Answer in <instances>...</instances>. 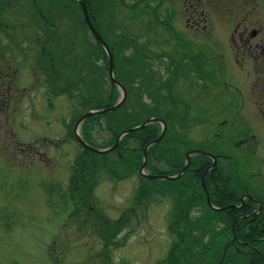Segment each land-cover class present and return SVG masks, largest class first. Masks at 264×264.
<instances>
[{
  "label": "flooded vegetation",
  "instance_id": "obj_1",
  "mask_svg": "<svg viewBox=\"0 0 264 264\" xmlns=\"http://www.w3.org/2000/svg\"><path fill=\"white\" fill-rule=\"evenodd\" d=\"M98 1L104 9L110 11L120 6L130 14V44L127 48L118 46L115 51L117 55L127 52L131 58L128 68L133 84L136 61L149 72L159 71L163 75L159 83H149L157 82L168 89L156 90L145 100L154 111L175 118L180 125L183 133L179 136L178 151L182 168L189 152L209 154L193 153L184 176L178 179L189 174L178 186L179 193L184 194L178 200L184 199V206L181 201L175 203L169 213V227L172 232H189L192 241L185 245L183 238L177 239L167 257L172 248L179 247L182 252L191 253V264H218L222 254L217 263L210 260L213 238L208 233L200 235L213 223L219 226L218 230L232 232L223 264H232L228 260L232 254L241 257L239 264H264V0ZM86 4L97 28L99 18H94L93 0H86ZM216 8L230 16H217ZM142 18L147 21L138 24ZM68 19H74L97 41L79 0H0V60L5 59L4 69L0 67L1 102L12 103L27 94V88L19 78L15 79L18 67L13 64L19 61L23 65L24 52L33 56L34 78L39 66L36 58L40 54L43 59L48 58L42 68L43 97L47 103L70 97L71 79L66 68L71 50L66 45L69 31H61ZM109 25L101 22V28ZM10 26L19 29L6 31ZM115 29L112 26L114 38L120 41ZM168 39L175 40L174 47H151L160 40L167 45ZM11 53L13 57L9 56ZM4 77L9 79L3 80ZM33 83V88L40 87L37 80ZM200 89L210 91L211 95L201 98ZM34 93L39 95V91ZM251 104L256 105L255 109ZM204 119L210 120L206 140H184L182 128L199 125ZM84 200L87 211L95 209V201ZM134 204L147 210L149 201L135 197ZM215 213H219L218 218L204 216ZM120 227L119 223L117 230ZM187 247H191L190 252Z\"/></svg>",
  "mask_w": 264,
  "mask_h": 264
},
{
  "label": "rangeland",
  "instance_id": "obj_2",
  "mask_svg": "<svg viewBox=\"0 0 264 264\" xmlns=\"http://www.w3.org/2000/svg\"><path fill=\"white\" fill-rule=\"evenodd\" d=\"M93 1L101 4L98 0ZM101 12L102 21L112 24L119 34L131 32L132 21L125 8L119 6L109 11L102 6ZM214 12L217 16H230L220 8ZM146 21L142 18L138 24ZM65 24L60 28L61 31L64 28L66 33L69 31L66 45L71 48L66 57V68L71 80L75 81L80 76L83 78L84 86L79 94L47 103L43 97L42 68L46 66L48 58L43 59L41 54L36 58L39 66L35 68L37 76L34 78L33 56L24 52L26 57L21 56L24 58L23 65L19 61H13V64L18 67V77L15 79L19 78L21 85L27 88V94L16 98L17 102L0 101V264H164L170 246L180 235L185 245L192 241L189 233L172 232L169 227V213L175 203L181 201L184 206V199L178 200L184 195L179 193L178 187L184 178L182 181L143 180L136 172L124 179H115L107 172L106 166H113L122 173L130 171L129 167L122 166L116 153L107 154V165H104V159L84 156V150L72 137L67 123L75 107L82 113L86 112V109L78 106L80 96L86 97L91 93L94 101H98V96L93 94L102 82L106 90H110L109 72L100 54L96 59V56H92V64H87L88 55L97 53L95 40L90 33L86 34L74 19L72 22L68 19ZM18 29L10 26L6 31L17 32ZM143 38L141 35L140 39ZM173 40L168 39L167 45L160 40V43H152L151 47L158 50L161 47H174ZM12 53L9 56L13 57ZM125 53L121 56H127L128 53ZM2 54L5 55L4 52ZM170 56L173 59V55ZM4 61L0 60L2 69ZM35 80L40 82V87L34 89L32 85ZM201 90V98L211 95L210 91ZM34 91H39V95H35ZM120 92L119 89L116 91L118 98ZM255 107V104H251L252 109ZM172 119L176 122L174 129L179 137L183 132L177 120ZM209 121L204 119L199 125H185L182 128L183 139H192V142L206 140ZM87 126L93 141L99 146L110 141L106 120L91 121ZM74 127L72 125V130ZM133 142H129V148L135 146ZM175 145L165 142L163 146L170 148ZM79 158L89 161L91 166L99 164L94 180L90 181L91 184L95 181V186L91 192L83 194L84 199L95 201L96 207L91 211H87L84 199L70 192L72 167ZM155 165L161 171L171 169L162 162ZM146 172L150 173L149 170ZM139 192L144 194L143 198H148L147 210L134 204L135 197L141 198ZM133 207H136L135 211L130 212ZM204 216L215 219L219 213ZM119 223L121 227L117 230ZM218 227L215 225V229L218 230ZM228 240L229 236L221 233L213 238L211 262L219 259L217 251L224 250Z\"/></svg>",
  "mask_w": 264,
  "mask_h": 264
},
{
  "label": "trees",
  "instance_id": "obj_3",
  "mask_svg": "<svg viewBox=\"0 0 264 264\" xmlns=\"http://www.w3.org/2000/svg\"><path fill=\"white\" fill-rule=\"evenodd\" d=\"M92 8L94 10V18L97 17L98 23H96L98 31L100 32L101 36L103 39L107 42L109 45L113 56H114V63H115V76L119 82H121L124 87L126 88L127 91V99L126 102L123 104V106L118 109L117 111L113 113H107V114H98L93 116L92 118H89L84 121L82 125V136L85 139L87 143L90 145L100 148V149H107L111 146H113L120 133L125 130L129 129L132 127H136L138 125H141L149 119L150 117H160L165 120V122L170 124V127L168 126L167 132L161 141L160 144L153 145L149 151H148V165L147 169L150 171V173L154 175H175L181 171L182 168V157L179 154L178 151V142L179 137L178 134L175 133L177 132L176 129H174V119L172 118H166L161 116L157 111H154L152 107L146 103L145 101V96H152L156 92V90L159 89H168V87L164 85L157 84L163 79V75L160 74L159 71H155V74L153 72H149L147 69L144 67L140 66L141 62L136 61V69L134 70V82L131 81L130 78V71L128 68V65L132 63L131 58L129 56L124 55L121 56L122 54L117 55L115 49L120 47H125L127 48L130 44L129 41V33L126 32L124 34H118L120 41L117 40V38H114L115 33L114 30H112V24L108 26V28H101V22H102V7L101 4H99L97 1H93ZM100 12H97V11ZM109 35V36H107ZM112 36V37H111ZM95 46L98 50L96 54H94V51L92 52L94 55H88V60L89 62L87 64H92L91 62V57L96 56L98 58V54L102 55L103 60L106 64V70L109 72V60L107 57V54L104 49H102V45L95 41ZM100 51V53H99ZM55 64V61L52 62ZM55 66V65H54ZM94 67H97L95 65ZM91 66H89V69ZM79 75V74H77ZM81 75V74H80ZM74 77V75H73ZM52 79V77L50 76ZM76 79V78H75ZM110 79V75H109ZM149 81H157L155 82L154 85L149 83ZM83 78L77 77V80L73 81L71 80V94L70 97H74L79 94L81 88H83ZM118 90L117 87H113L110 81V90L107 91L106 88L104 87V84L102 82L100 88L95 92L94 95L98 96V101H94V97L91 96V93H88L86 97H79L78 106L79 108H84L86 109L87 113L90 110L93 109H103L107 107H111L116 102L119 100L118 98V93L116 91ZM121 95V93H120ZM95 99V100H97ZM169 100V98H168ZM80 111H78L77 107L74 108V114L71 117V120L69 123H67V128L71 132L72 137L77 141L75 137L74 130H72V125L76 126V123L79 121V119L85 114ZM95 120H106V129L107 131L111 134L110 141H108L106 144L103 146H99L93 141V138L90 134V130L87 126V124L91 121ZM172 121V122H169ZM102 126V125H101ZM83 127H85L83 129ZM75 129V127H74ZM162 127L158 123H153L146 127L143 130H138L135 131L131 134H128L123 138L121 141L119 147L114 150L112 153H116L118 155V159L122 166L125 168H130V171L128 172H119L116 169H114L113 166H106L107 172L115 179H124L126 177H129L130 175L138 172V175L141 177L139 174V169L143 164V153L145 150V147L155 141L160 133H161ZM131 140H134L133 145L134 147H128V144ZM78 142V141H77ZM166 143H173L176 144L175 146H172L170 148H166L163 145ZM79 143V142H78ZM97 145V146H95ZM79 146L84 150V156H95L101 159H104V165H107V161L105 159L108 157L107 154H96L88 151L85 149L81 144ZM165 163L167 167L171 168L170 170H159L158 167L155 165V163ZM154 165V166H153ZM99 167V164L94 163L93 166L89 163V161L85 160L84 158H79L75 161L73 167H72V176L70 180V192L74 196L78 195L79 198L84 199L86 198L84 193L87 191L91 192L93 187L95 186L96 182L94 181L92 184L90 181L94 180L95 178V171ZM134 171V172H133ZM189 176L187 174L184 177V180ZM143 180H148L142 177ZM183 180V179H182ZM181 180V181H182ZM183 180V181H184ZM138 196L143 198L144 194H141V192L138 193ZM79 201V200H78ZM177 205V204H176ZM215 225L211 223L208 227H205L203 229L204 232H201L200 235L208 233L212 238H215L217 234L221 233L222 235H228L229 239L231 238L232 232L231 231H225V230H217L214 228ZM217 231L216 233H214ZM174 232V231H173ZM211 232V233H210ZM184 233H189V232H184ZM190 234V233H189ZM212 234V235H211ZM173 235H176V233H173ZM180 238L182 239L183 237L180 235ZM179 238V240H181ZM200 238V236H199ZM187 251H191V247L186 248ZM222 250L217 251V254L219 255V258L222 254ZM184 260H188L189 262H184ZM232 262V264H239L238 261L240 262L242 259L239 255L237 254H232L230 257H228V260ZM218 261V260H217ZM217 261L215 263H217ZM168 264H191L192 263V257L191 253L188 255L185 251L182 252L179 247L172 248L171 251L169 252L168 259H167ZM227 264V261L225 262ZM258 264V263H257Z\"/></svg>",
  "mask_w": 264,
  "mask_h": 264
},
{
  "label": "water",
  "instance_id": "obj_4",
  "mask_svg": "<svg viewBox=\"0 0 264 264\" xmlns=\"http://www.w3.org/2000/svg\"><path fill=\"white\" fill-rule=\"evenodd\" d=\"M79 2H80V5H81V8L83 10L85 21H86L88 27L90 28L91 32L95 36L97 42L102 45L103 49L105 50V52L107 54V57H108V60H109L110 81H111V84H112L113 87H117L121 91V97L116 102V104L111 106V107L104 108V109H93V110L88 111L85 115H83L79 119V121L76 123L75 129H74V133H75V137H76L77 141L85 149H87L88 151H90L92 153L109 154V153L113 152L114 150H116L119 147V145H120L121 141L123 140V138L125 136H127L128 134H131V133H133L135 131H138V130H143V129H145L146 127H148L149 125H151L153 123H159L161 125V127H162L161 133H160L159 137L155 141L149 143L145 147V150H144V153H143V164H142V166H141V168L139 170L140 175L142 177L146 178V179H149V180H157V179H159V180L176 181V180L182 178L184 176L189 164H190L191 155L193 153H202V154L207 155V156H209V154H207L205 152H202V151L189 152L188 156H187V163L185 164V166L182 168L181 172L178 175H174V176H171V175H154V174L147 173L146 170H147V163H148V151L153 145L160 144L161 141L163 140L166 132H167V123L164 120L160 119V118L151 117V118L147 119L146 121H144V123L141 124V125H138L136 127H132V128L124 130L118 136L116 143L113 146H111V147H109L107 149L96 148V147L90 145L89 143H87L85 141V139L83 138V136L81 134V131H80V128H81V125L84 123V121L87 120L88 118L94 116V115L113 113V112L117 111L118 109H120L123 106V104L126 102L127 91H126V88L124 87V85L116 79V76H115V63H114L113 53H112L109 45L107 44V42L102 38V36L98 32L97 28L95 27V25L93 23V20L91 19L88 6L86 4V0H79ZM218 210H223V209H218ZM233 234L236 237L235 230H233ZM229 247H230V243L227 244V246L224 248V250L222 252L221 259H220L218 264H223L224 259H225L226 255L228 253Z\"/></svg>",
  "mask_w": 264,
  "mask_h": 264
},
{
  "label": "bare ground",
  "instance_id": "obj_5",
  "mask_svg": "<svg viewBox=\"0 0 264 264\" xmlns=\"http://www.w3.org/2000/svg\"><path fill=\"white\" fill-rule=\"evenodd\" d=\"M115 105V104H114ZM108 108V107H107ZM104 109V108H103ZM86 114V113H85ZM84 114V115H85ZM98 115V114H97ZM95 116V115H94ZM93 117V116H92ZM91 118V117H90ZM158 118V117H157ZM89 119V118H88ZM160 119H162V118H160ZM162 120H164V119H162ZM165 121V120H164ZM159 124V123H158ZM175 175H177V174H175ZM174 176V175H173Z\"/></svg>",
  "mask_w": 264,
  "mask_h": 264
}]
</instances>
